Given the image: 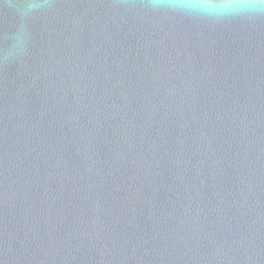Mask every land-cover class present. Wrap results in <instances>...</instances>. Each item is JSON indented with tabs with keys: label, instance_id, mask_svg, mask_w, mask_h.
I'll return each instance as SVG.
<instances>
[{
	"label": "water",
	"instance_id": "1",
	"mask_svg": "<svg viewBox=\"0 0 264 264\" xmlns=\"http://www.w3.org/2000/svg\"><path fill=\"white\" fill-rule=\"evenodd\" d=\"M20 2L0 4V264H264V14Z\"/></svg>",
	"mask_w": 264,
	"mask_h": 264
},
{
	"label": "clouds",
	"instance_id": "2",
	"mask_svg": "<svg viewBox=\"0 0 264 264\" xmlns=\"http://www.w3.org/2000/svg\"><path fill=\"white\" fill-rule=\"evenodd\" d=\"M3 3L4 0H0V4ZM5 6L12 7L15 14L23 20L47 8L48 4L46 0H22ZM173 6L215 16L264 14V0H183ZM18 40L22 44L24 37L21 35Z\"/></svg>",
	"mask_w": 264,
	"mask_h": 264
}]
</instances>
